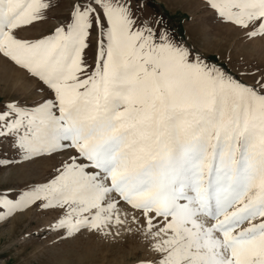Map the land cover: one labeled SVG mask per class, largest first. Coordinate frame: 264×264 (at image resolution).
I'll return each mask as SVG.
<instances>
[{
  "label": "snow or ice",
  "instance_id": "obj_1",
  "mask_svg": "<svg viewBox=\"0 0 264 264\" xmlns=\"http://www.w3.org/2000/svg\"><path fill=\"white\" fill-rule=\"evenodd\" d=\"M53 6L0 0V58L42 94L0 105V143L19 154L0 166L66 153L43 181L0 190V221L50 213L59 239L128 225L139 264H264V71L208 63L142 19V0H74L50 34L22 35ZM205 6L264 40V0Z\"/></svg>",
  "mask_w": 264,
  "mask_h": 264
},
{
  "label": "rangeland",
  "instance_id": "obj_2",
  "mask_svg": "<svg viewBox=\"0 0 264 264\" xmlns=\"http://www.w3.org/2000/svg\"><path fill=\"white\" fill-rule=\"evenodd\" d=\"M48 2L54 6L47 12V19L22 35L39 38L67 22L74 0ZM142 3V19L157 29L166 27L176 41L201 53L208 63L223 66L237 76L264 71V40H247L231 26L216 21L205 0ZM95 51L93 41L87 55L90 63L94 62ZM39 86V81L27 78L25 72L0 58V105L13 99L31 105L41 98ZM5 158L19 160V154L7 143H0V160ZM62 159H66V153L0 166V190L6 185L19 188L43 181ZM51 222L52 214L36 209L0 221V264H139L146 254L144 242L136 232L126 230L128 225L111 227L107 237L85 231L74 238L59 239L49 231Z\"/></svg>",
  "mask_w": 264,
  "mask_h": 264
}]
</instances>
